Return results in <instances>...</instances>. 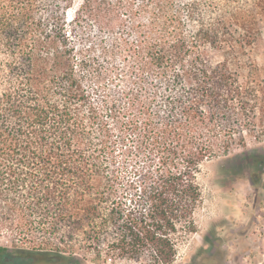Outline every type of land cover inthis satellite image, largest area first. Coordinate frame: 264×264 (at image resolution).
<instances>
[{
  "label": "trees",
  "instance_id": "obj_1",
  "mask_svg": "<svg viewBox=\"0 0 264 264\" xmlns=\"http://www.w3.org/2000/svg\"><path fill=\"white\" fill-rule=\"evenodd\" d=\"M74 4L0 0V232L172 264L203 165L264 137V0Z\"/></svg>",
  "mask_w": 264,
  "mask_h": 264
},
{
  "label": "rangeland",
  "instance_id": "obj_2",
  "mask_svg": "<svg viewBox=\"0 0 264 264\" xmlns=\"http://www.w3.org/2000/svg\"><path fill=\"white\" fill-rule=\"evenodd\" d=\"M82 3L75 0L69 19ZM262 32L263 41L253 51L260 65H264V27ZM199 181L203 203L195 215L197 231L180 242L172 264H264V137L258 141L247 135L246 147L236 146L229 155L206 162ZM14 241L0 232V246L9 248L0 250V264H146L113 257L106 247L99 252L82 240L61 251Z\"/></svg>",
  "mask_w": 264,
  "mask_h": 264
},
{
  "label": "flooded vegetation",
  "instance_id": "obj_3",
  "mask_svg": "<svg viewBox=\"0 0 264 264\" xmlns=\"http://www.w3.org/2000/svg\"><path fill=\"white\" fill-rule=\"evenodd\" d=\"M33 260H35V259H33Z\"/></svg>",
  "mask_w": 264,
  "mask_h": 264
}]
</instances>
